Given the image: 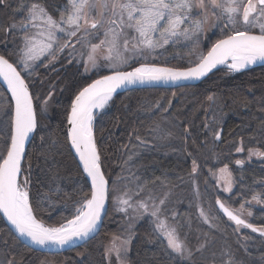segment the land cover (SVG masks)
Listing matches in <instances>:
<instances>
[{
  "label": "trees",
  "instance_id": "16d2710c",
  "mask_svg": "<svg viewBox=\"0 0 264 264\" xmlns=\"http://www.w3.org/2000/svg\"><path fill=\"white\" fill-rule=\"evenodd\" d=\"M30 2L9 0V7L0 5V26L19 24L27 15L21 5ZM38 2L56 17L62 0ZM21 35L17 30L15 35L5 38V33L0 32V54L6 55L14 65L20 56ZM220 37V33H214L200 49L206 52ZM162 53L165 62L158 65L165 67L186 68L193 60L191 51L181 45H168ZM66 60H61L55 69H42L39 64L31 76L22 74L34 97V107L48 94L53 97L48 116L37 111L38 127L26 149L32 168L25 175L31 181V200H40V217L54 226H59L57 221L67 222L64 218H72L78 206L76 201L89 191L66 139L70 103L79 90L106 74L83 77L79 65L73 63L64 67ZM210 95L213 100L207 99ZM0 102H11L1 83ZM6 119L0 113V121ZM156 125L170 130L172 135L159 139L158 133L153 131ZM93 132L106 179L111 182L121 175L132 177L134 182L129 188L145 182L153 187L156 195L168 194L165 211L172 214V222L180 226L181 237H186L193 249L205 245L203 253H197L196 264H214V261L218 264L222 250L229 249L243 264H262L264 237L249 230L236 234L215 209V201L219 199L236 209L253 196L264 199V160L240 168L233 165V161L243 159L249 149L264 152V65L238 73L221 68L193 86L116 94L95 115ZM214 132L221 133L220 140L215 139ZM137 135L146 141L145 145H140ZM237 147L244 151L237 152ZM130 153L133 154L131 159ZM193 160L197 163L195 173L192 172ZM225 165L234 185L228 196L218 192L207 176V172ZM152 181L155 185L150 183ZM44 193H48L50 199L43 198ZM201 209L209 214V223H204ZM251 212L249 223L264 227V210L251 209ZM121 225V215L115 212L110 198L105 219L93 239L76 249L48 255L13 240L0 219V262L15 256L23 264H39L44 257L58 264H106L104 245L109 237L120 234ZM154 229L147 218L133 225L129 264H177L169 259L166 244Z\"/></svg>",
  "mask_w": 264,
  "mask_h": 264
},
{
  "label": "snow or ice",
  "instance_id": "6c2138e0",
  "mask_svg": "<svg viewBox=\"0 0 264 264\" xmlns=\"http://www.w3.org/2000/svg\"><path fill=\"white\" fill-rule=\"evenodd\" d=\"M0 5L9 7V0H0ZM21 7L27 15L19 24L0 26L5 38L15 35L17 30L24 33L23 46L19 49L22 55L15 65L6 55L0 54V79L11 94V102H14V108L11 102H0V113L7 117L0 121L3 125L0 127V214L14 229V233L10 230L9 235L17 242L23 240L25 247L34 245L51 249L74 246L77 241H85L98 231L106 203L111 198L117 211L127 213L129 208L132 209L130 220L145 216L152 220L154 230L166 241L165 252L170 260H175L177 264H196L197 253L202 254L205 245L200 244L193 249L186 242V237H181L178 224H169L160 218L168 199L166 192L156 195L153 187L145 182L136 183L134 189L129 188V184L134 182L133 178L123 175L111 182L106 179L93 132L94 110L104 109L118 89L129 85L199 80L220 65L229 72L238 73L257 63L264 64V0H68L62 9H58V20L38 0H31L28 5L22 4ZM36 21L40 22L39 25ZM30 25L39 31L32 33ZM212 27H220L221 37L205 53L199 47V37ZM89 29L95 31L90 32ZM101 30L104 38L99 43L88 40V36L99 38ZM180 37L185 40L196 37L193 42L194 59L189 61L186 69L141 64L132 67L131 71L119 70L138 55H151L157 48L175 44ZM72 38H75V43ZM75 44L81 47L90 45L86 72L89 64L93 68L97 67V52L102 46L108 53L103 58L116 70L114 74L104 75L83 87L71 102L66 117L69 125L66 139L79 158L83 173L90 179V189L76 201L78 206L74 208L73 217L64 218L66 223L57 221L59 226H54L46 224L40 217V200H31V181L25 175L32 168L26 143L38 127V109L41 114L47 111V100L43 101V108L34 107V97L22 73L31 76L35 71V61L40 57L47 54L54 60L56 54L64 49L74 50ZM125 53L131 55L126 56ZM68 54L72 55V51ZM207 99L213 100V96ZM153 131L158 133L159 139L172 135L170 130L161 129L159 125ZM184 131L187 132V129ZM214 135L216 140L221 139L220 132H214ZM136 139L141 146L146 144L140 136L137 135ZM236 151L242 152L244 149L237 147ZM248 151L249 158L253 155L264 157L262 151ZM132 155L129 154L130 159ZM44 158L47 160V154ZM192 163V172L195 173L197 163L195 160ZM236 163L242 164L243 161L237 160ZM220 172L231 175L227 165ZM150 183L155 185V181ZM225 190H231L230 181ZM43 198L50 199L48 193H44ZM252 199L264 203V199L259 196H253ZM216 204L235 223L234 231L247 228L264 237V227L249 223L219 199ZM251 214L248 213L249 216ZM200 215L204 223H209L208 213L201 209ZM130 241L131 233L122 242V248L113 245L108 252H116L117 259L121 260V251L127 255ZM4 243L7 244V240ZM0 264H23V261L12 256ZM121 264L124 261L121 260ZM214 264L217 262L214 261ZM218 264L243 262L229 249L222 250Z\"/></svg>",
  "mask_w": 264,
  "mask_h": 264
},
{
  "label": "rangeland",
  "instance_id": "374dc122",
  "mask_svg": "<svg viewBox=\"0 0 264 264\" xmlns=\"http://www.w3.org/2000/svg\"><path fill=\"white\" fill-rule=\"evenodd\" d=\"M67 3H68V0H62L61 6H60L59 9H62ZM59 16H60V12L57 11V16L55 18L58 20ZM80 22L83 23V21H80ZM36 23L39 25L40 22L36 21ZM29 28H30V31L32 33H36V32L39 31L38 28H32L31 25L29 26ZM206 28H207V26H206ZM89 31L92 32V31H95V30L89 29ZM257 31H258V29H257ZM21 33H22V35H21V40H22V37H23L24 33L23 32H21ZM214 33H220L221 34L220 27L208 28L205 33L201 34L200 37H199L200 45L202 43H205V45H206L209 42L210 37ZM57 35L58 36H63L62 33H57ZM103 38L104 37L102 35V30H101V35L99 36V38H93L92 36H88V40H90L92 43H99V40L103 39ZM195 39H196V37H193L192 40H185L183 37H180V38H178V41L175 44H171L170 43L169 45H181V46L186 47L187 49H189L191 51V53H193V48H194V43L193 42L195 41ZM72 42L75 43V38H72ZM200 45H199V47H200ZM22 46H23V42H22L21 47ZM166 46H168V45H166ZM162 49H164V48H157L151 55H144V56L138 55L136 59L129 61V64L124 65L119 70H122V71L123 70H131L132 68L130 66H132L133 64H134L133 67H139V66H141V64H148V65L157 66V67H165V66L158 65L159 63H162V62L164 63L165 62V61H163V57L164 56L162 55L163 54L162 53ZM70 50L72 51V55L68 54ZM90 51H91L90 45L87 46V47H81L80 44H75V49L74 50H72L70 48H66V49H64L63 52L57 53L56 54V58L54 60H51L50 57L47 54L42 56V57H40L39 60L35 61V66H37L39 64H42V69H55V67H57V65L59 64V62L61 60L67 59L66 60L67 62H65L66 64L64 65V67L68 66V65H71L73 63L76 64V65H79L80 66L81 75L83 77H90V76H95V75L104 74V73L109 74V73H112V72H114L116 70V68L111 67L109 65V61L108 60L103 58L108 53H107L106 48H104L102 46L101 50H98V52H97V67L93 68L89 64L88 71L86 72L85 71V63L87 62V54ZM20 55H22V53H20ZM124 55H126V56L127 55H131V53H125ZM193 59H194V56H193ZM151 63H157V64H151ZM135 64H136V66H135ZM127 67H130V68L126 69ZM17 70L19 71L20 67H18ZM22 74H25V76L28 75L27 73H22ZM102 76H104V75H102ZM142 90H144V89H142ZM44 100H47V111L45 113H43V115L48 116L50 114V111H51L52 107H53V97H52L51 94H48V96ZM43 101L40 102L39 108H43L44 107ZM99 112H96L95 115H97ZM237 160H242L243 163L242 164H237L236 163ZM262 160H264V157H258V156H255V155H253V156H251V158H249V151H248L243 159L234 160L233 161V165L240 168V167H243L245 164H248L250 162H260ZM222 168H224V167H222ZM222 168H219V169L215 170L214 172H211V171L207 172V176H208L209 180L214 184L215 189L218 192H220L221 194H223L225 196H228V195H230L233 192V188H234L233 178H232L231 175L228 176L227 174H222L220 172V169H222ZM228 172H229V170H228ZM222 176L224 178H221ZM229 181L231 182V190L230 191H226L225 189L228 187V182ZM257 196H259V195H257ZM259 198L263 199L262 196H259ZM241 205H243V209L242 210H241ZM241 205L238 208L233 209V210L237 211L238 214L241 215V218L245 219L248 222L250 221V218H251V215L250 216L248 215V213L251 212V209L264 210V203H257L252 198L249 199L248 201L243 202ZM115 212L121 215V223H122L121 227L122 228H121L120 234L118 236H111L106 241V243L104 245L105 262H106V264H121V260H122V261H124V264H129L128 259H129V253H130V244L128 245L129 251L127 252L126 256L123 253V251H121V260L117 259L116 252L113 251V252L109 253L108 250L111 249L113 247V245H115L117 248H122V242L129 238V234L131 233L133 225L136 222H138L139 220H141L143 218H147L151 222V224L153 225L154 228H155V225L152 222V220L149 217H147V216H145L143 218H140V219H136L134 221L130 220L129 214L132 213V209H130V208L127 210V213H125V212L117 211L116 207H115ZM160 218L163 219V220H166V222L169 223V224L173 223L172 222L173 215L167 213V211H164ZM0 219L2 220L1 216H0ZM104 219H105V217L103 218V221H104ZM224 220H225V224L232 226L233 229L236 228V225H234L231 221H229L228 219H225V218H224ZM103 221H102V223H103ZM2 222H3V220H2ZM3 224L8 229V227L6 226V224L4 222H3ZM101 226H102V224H101ZM261 227H263V226H261ZM246 230H249V229L241 228L239 231H235V233L236 234H240L241 232L246 231ZM157 234L159 235L158 232H157ZM257 234H259V233H257ZM161 238L164 241V243L166 244V241L163 239V237H161ZM28 249H30V248H28ZM30 250H32V249H30ZM32 251H34V250H32ZM65 252H67V251H65ZM38 253H40V252H38ZM42 254H47V253H42ZM58 254H60V253H58ZM48 255H52V254H48ZM39 264H58V263L57 262H53L52 260H49L48 258L44 257Z\"/></svg>",
  "mask_w": 264,
  "mask_h": 264
},
{
  "label": "water",
  "instance_id": "95a60500",
  "mask_svg": "<svg viewBox=\"0 0 264 264\" xmlns=\"http://www.w3.org/2000/svg\"><path fill=\"white\" fill-rule=\"evenodd\" d=\"M259 66H262V65H259ZM187 68V67H186ZM186 68H180V69H186ZM221 68H224L223 65H220V66H217V68L213 69L210 73H208L207 76L205 77H202L201 79L199 80H189V81H180V82H177V83H165V82H159V83H153V84H136V85H129L127 87H123V88H120L118 89L114 94H121V93H125L127 91H131V90H142V89H175V88H179V87H184V86H193V85H197L199 84L200 82H202L206 77H208L211 73H213L214 71L218 70V69H221ZM132 70V69H131ZM131 70H128V71H131ZM114 74V72L112 73H109V74H106V75H112ZM103 76L101 77H98L96 79H101ZM95 79V80H96ZM94 81V80H93ZM93 81H91L90 83H92ZM0 83L5 87V89L7 90V86L6 84H3L1 81ZM89 83V84H90ZM87 86V85H86ZM82 90V89H81ZM8 92V91H7ZM9 93V92H8ZM79 93V92H78ZM77 93V94H78ZM76 94V95H77ZM10 95V98H11V94L9 93ZM75 98V96H74ZM74 98L72 99V101L74 100ZM71 101V102H72ZM12 105H13V108H14V102H12ZM70 108H71V103H70V107H69V111L68 113L70 112ZM69 128V125L67 124V119H66V134H67V130ZM34 134V133H33ZM32 134V136H33ZM32 136L30 137L29 141L26 143V149H27V146L32 138ZM68 145H69V149L71 151V154L73 156V158L75 159L83 177L85 178V180L87 181L88 183V186H89V189H90V179H88L86 177V174L83 173L82 171V166L80 165L79 163V158L75 155V152L74 150L71 149V146H70V142L68 141ZM217 201V200H216ZM216 201H215V209L217 210V212L225 219H228L227 216L224 215L223 211L219 208V205L216 204ZM107 208H108V202L106 203V206H105V213L102 215V220H101V223H100V226L98 228V231L93 234L89 239L85 240V241H77L76 244L73 246V245H69V246H65L63 248H51V249H47V248H39L37 246H34V245H31L29 246L28 248L36 251V252H40V253H47V254H58V253H62V252H65V251H69V250H72V249H75L77 247H80L82 246L84 243L88 242L89 240L93 239L99 232L100 230V227H101V224H102V221H103V218L105 217L106 215V212H107ZM3 222L6 224V226L8 227L9 230H11L13 233H14V229H12V226L10 224L7 223L6 221V218L3 217L2 214H0ZM229 220V219H228ZM230 221V220H229ZM234 225L235 223L233 221H231ZM251 231V229H249ZM252 232V231H251ZM255 233V232H254ZM23 245H24V242L23 240L20 241Z\"/></svg>",
  "mask_w": 264,
  "mask_h": 264
},
{
  "label": "bare ground",
  "instance_id": "6f19581e",
  "mask_svg": "<svg viewBox=\"0 0 264 264\" xmlns=\"http://www.w3.org/2000/svg\"><path fill=\"white\" fill-rule=\"evenodd\" d=\"M259 65H264V64H261V63H257L256 65H252V66H249L248 68H246V69H250V68H252V67H256V66H259ZM224 68L225 69H227L225 66H224ZM245 69V70H246ZM228 70V69H227ZM235 73V72H234ZM0 81L4 84V82H3V80L2 79H0ZM101 109H96V110H94V116H95V113L96 112H99ZM94 121V120H93Z\"/></svg>",
  "mask_w": 264,
  "mask_h": 264
}]
</instances>
